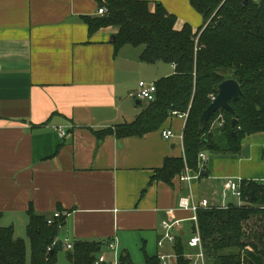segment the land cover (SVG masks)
I'll return each instance as SVG.
<instances>
[{
    "label": "crops",
    "instance_id": "obj_1",
    "mask_svg": "<svg viewBox=\"0 0 264 264\" xmlns=\"http://www.w3.org/2000/svg\"><path fill=\"white\" fill-rule=\"evenodd\" d=\"M149 1L175 14L179 29L205 26L191 0ZM100 6L97 0H0L1 222L29 220L31 207L48 217L62 209L65 243L103 241L107 262V252L132 259L136 246L144 257L155 249L159 256L165 254L158 244L162 221L183 223L193 215L179 207L180 197L221 206L230 204L228 178L264 183V132L247 135L237 154L205 151L202 177L182 181L185 168L172 184L152 178L167 158L184 156L186 118L171 115L143 136L109 133L100 140L96 131L132 122L149 103L124 80L132 65L148 64L140 60L144 46L116 52V27L91 32L83 16H100ZM171 68L155 82L172 75ZM165 129L175 135L164 138ZM175 235L185 243L180 229ZM112 240L116 250L108 248Z\"/></svg>",
    "mask_w": 264,
    "mask_h": 264
},
{
    "label": "trees",
    "instance_id": "obj_2",
    "mask_svg": "<svg viewBox=\"0 0 264 264\" xmlns=\"http://www.w3.org/2000/svg\"><path fill=\"white\" fill-rule=\"evenodd\" d=\"M97 2L108 11L100 16H83L91 32L116 27V52L127 44L142 45V62L175 65L172 75L155 82V100L149 101L132 122L96 131L100 140L109 133L120 138L143 136L159 129L174 111L187 113L184 156L167 158L152 178L172 184L173 178L186 167L197 172L206 169L199 164L202 152L237 154L247 135L264 132V0H191L203 15L205 26L195 28L185 23L180 29L177 16L160 2L154 8L149 0ZM228 78L236 79L243 92L231 100L235 113L221 109L209 119L204 130L200 129L203 111L217 95L218 85ZM220 113L223 116L218 119ZM221 120L223 124L218 125ZM241 182L244 205L230 203L227 207L198 210L207 264H264V183L254 179ZM28 214L30 260L25 239L15 235L13 226L2 224L0 212V264H57L60 231L67 217L55 218L49 224L48 216L32 207ZM250 220H256V225L247 227ZM104 244L75 240L67 254L72 264H96ZM186 249L182 238L177 237L173 264H191L183 256ZM145 262L163 264L158 255L145 254ZM119 264L134 263L129 254H123Z\"/></svg>",
    "mask_w": 264,
    "mask_h": 264
},
{
    "label": "built area",
    "instance_id": "obj_3",
    "mask_svg": "<svg viewBox=\"0 0 264 264\" xmlns=\"http://www.w3.org/2000/svg\"><path fill=\"white\" fill-rule=\"evenodd\" d=\"M253 1H259V0H253ZM108 9L105 6H100L98 9V13L101 15L106 14ZM156 92H157V86L156 83H147L145 81L139 82V89L137 93L135 94L137 97L147 100V101H153L156 98ZM216 95H214L212 98L215 99ZM212 99V100H213ZM173 115H178L180 117H186L187 113L180 114L176 111L173 112ZM223 120H221L218 125L223 124ZM59 134L61 136H65L67 134L66 130L59 129ZM163 137L164 138H170L175 135V132L173 129H165L163 130ZM200 157L202 161L205 160L204 152L200 154ZM200 177V172H192V170L188 167H186L184 173L180 176V179L182 181H192L193 179H197ZM242 182L241 179H235V178H228L225 183V190L226 191H232L234 195H236L240 199L239 206H242L245 204L244 200L242 199ZM226 193H224V197H226ZM178 205L180 208L183 209H190L193 211V215L190 218L195 225V235L192 236L187 243V249L185 253H183V256L190 260L191 264H207V253L205 252L203 241L200 235V230L198 226V210L201 208H208V207H215V205H212L210 201L207 198H203L199 202L194 201V198L183 196L179 198ZM227 205H221L222 207H227ZM217 207V206H216ZM66 216V213L64 211H56L51 217H48V223L52 224L55 218ZM183 219H175L174 221L170 222L167 220L162 221V227L164 229V235L163 237L158 241L159 246H164L166 241L170 242L171 244H175L177 241V236L175 235V231L179 230L181 227ZM56 244L54 242L49 249H52V247ZM65 246L67 249H71L73 247V243L70 240H67L65 243ZM117 244L114 240L108 242V248L110 250H116ZM161 261L163 264H172L169 260V258L175 257L176 259V253L174 252V255L171 254H161L159 255ZM119 264V261H112L107 262L106 257L104 253H101L98 260L96 261V264Z\"/></svg>",
    "mask_w": 264,
    "mask_h": 264
},
{
    "label": "rangeland",
    "instance_id": "obj_4",
    "mask_svg": "<svg viewBox=\"0 0 264 264\" xmlns=\"http://www.w3.org/2000/svg\"><path fill=\"white\" fill-rule=\"evenodd\" d=\"M134 47V46H133ZM131 48L134 51H137L136 48ZM143 47V46H142ZM171 64L167 63V62H160L159 64H141L139 63V66L136 65L134 67V65L131 66V68L129 69V71L127 72V75L124 77V80L128 82V86L129 88L133 89V90H137L139 89L138 87V83L140 81H145L147 83H154L155 79L158 76H162L167 74L168 72H171ZM137 91L135 92V94L137 93ZM145 102H147L145 100ZM222 114L220 113L218 116L219 118H222ZM219 201H221L220 198H218ZM227 201L229 203H239L240 199L234 195L232 193V191H228V197H227ZM215 203H218L216 201H214ZM245 202V201H244ZM221 203V202H220ZM13 222L16 223V230H15V235L17 237H21L24 238L27 245H28V249H27V256L28 259H31V249H30V240H29V236H28V223L29 220H21L16 219L15 221H10V220H5L4 222H2V224L4 226H8L10 224H12ZM256 220H250L247 223V227L248 226H255L256 225ZM6 224V225H5ZM194 224L192 220H186L182 223V226L180 228V230L184 233V240L185 243L187 244V241L195 235L194 232ZM254 229H256L254 227ZM253 229V231H254ZM250 230V229H249ZM174 245H172L170 242L166 241L165 246L160 247L159 250H161L160 252H163L165 254H171L174 255ZM133 254H132V259H133V263L134 264H146L145 262V257H144V252L141 251V249H137L136 247H133ZM68 249L64 248L63 250H59L58 251V255H57V264H72V262L70 261L69 257H68ZM148 255H156L157 254V250L155 249V251L152 252H147ZM121 257V253L115 254L114 252H107V260L108 261H118ZM175 259V257L173 258H169V260H173ZM173 262V261H172ZM171 262V263H172ZM174 263V262H173Z\"/></svg>",
    "mask_w": 264,
    "mask_h": 264
},
{
    "label": "water",
    "instance_id": "obj_5",
    "mask_svg": "<svg viewBox=\"0 0 264 264\" xmlns=\"http://www.w3.org/2000/svg\"><path fill=\"white\" fill-rule=\"evenodd\" d=\"M116 37V36H115ZM115 40V38H114ZM218 93L215 99L206 107L200 117V129L204 130L209 119L219 110L226 109L235 113L233 106L231 105V100L236 99L239 95H241L242 88L240 83L234 78H228L222 81L218 85ZM237 118L234 119L233 123L235 124ZM203 174V170L201 171V175ZM60 249L64 248V241L62 239L59 240Z\"/></svg>",
    "mask_w": 264,
    "mask_h": 264
}]
</instances>
